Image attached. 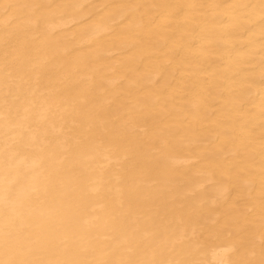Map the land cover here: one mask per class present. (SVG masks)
<instances>
[{"label": "bare ground", "instance_id": "6f19581e", "mask_svg": "<svg viewBox=\"0 0 264 264\" xmlns=\"http://www.w3.org/2000/svg\"><path fill=\"white\" fill-rule=\"evenodd\" d=\"M0 264H264V0H0Z\"/></svg>", "mask_w": 264, "mask_h": 264}]
</instances>
